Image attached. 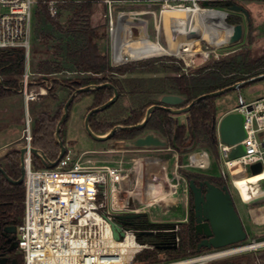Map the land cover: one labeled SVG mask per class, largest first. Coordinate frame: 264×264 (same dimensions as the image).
Wrapping results in <instances>:
<instances>
[{
    "label": "built area",
    "instance_id": "obj_1",
    "mask_svg": "<svg viewBox=\"0 0 264 264\" xmlns=\"http://www.w3.org/2000/svg\"><path fill=\"white\" fill-rule=\"evenodd\" d=\"M84 1L43 0L53 18L62 15L61 5ZM99 1L106 7L105 17L109 20L112 63L118 66L142 60L116 63L113 31L120 27V15L131 13L129 17L134 19L132 30L135 33L132 38H138L141 27L146 28L147 31L150 29L151 22L144 16L148 13L152 14L155 28L158 13L145 10L124 11L116 17V9L118 5L139 6L145 3L154 5L160 0ZM218 1L223 3L221 7L204 6L200 0H191V6L219 9L227 19L231 12L227 8L222 9L223 7L232 4L243 5L249 0ZM261 1L264 3V0ZM39 2L40 0H0V49H18L24 52V73L19 82L18 92L23 95L26 110L25 126L21 136L22 144L17 149H25L23 154L24 215L18 227L17 237L18 256H21L22 260L19 263L16 257L10 256L5 264H12L13 260H17V264H133L139 254L146 250H154L155 245L140 242L138 237L142 230L134 226L122 225L124 235L119 240L114 236L112 224L117 221V215L139 212V208L134 207V202L129 196L133 182L131 173L123 166V162L97 165L90 159H83L85 153L76 157L67 148V152L57 161L56 166L48 168L43 165L39 169L34 166L35 155L32 151L34 121L29 113V105L49 93L53 80L51 79L50 82L48 77L54 76H42V85L39 89L31 88L35 84L33 80L35 72L31 66V48L35 12ZM177 2L174 0V3H170L167 0L164 5L185 6ZM132 38L128 39L132 40ZM207 56L209 57V54ZM68 74L85 76V73L78 72H68ZM233 111L240 112L245 117L247 137L240 142L245 147V154L235 159L230 158V152L237 145L223 143L218 128L217 134L220 177L226 182L230 181L234 186V178L239 175L235 172L237 165L244 168L243 175H249L248 167L256 163L262 165V172H264V98L246 102L240 97L239 106ZM209 157L210 155H207L208 163L204 164L198 153H191L188 164L177 163V171L179 167L208 169L211 167ZM124 194H128L127 198ZM167 231L177 234L178 224ZM175 242L179 243L177 236ZM121 245H126L124 250H121ZM236 247L238 246L232 245L204 250L175 260L167 257V260L155 264H205L244 252H233Z\"/></svg>",
    "mask_w": 264,
    "mask_h": 264
},
{
    "label": "trees",
    "instance_id": "obj_2",
    "mask_svg": "<svg viewBox=\"0 0 264 264\" xmlns=\"http://www.w3.org/2000/svg\"><path fill=\"white\" fill-rule=\"evenodd\" d=\"M207 1L209 5L221 7L218 0ZM63 11L69 14L67 28L60 22V17L53 18L47 9L46 3L40 0L35 12V34H39L38 27L50 25L55 30L64 32L72 37L66 44L65 61L72 67L73 72L85 73L76 77L67 78L63 81L70 95L81 87L113 84L119 91V99L109 108L92 115L90 120L91 129L99 135L108 133L117 125L133 126L139 124L145 117L147 109L158 101L147 100L150 95L178 94L186 98L182 105L185 107L198 97L230 87L238 82L264 74V49L253 56L251 51L234 52L224 58L214 59L207 64L188 68L185 72L184 63L177 62L170 57L152 58L130 62L120 66H112L108 55L101 53L97 41L104 39L106 33L92 25L93 1L85 0L82 3H67L61 5ZM199 18L202 22H214L215 18L208 12H201ZM237 25L242 23L241 16L229 14L223 19L226 24ZM249 25H251L249 23ZM47 36V35H46ZM48 37V36H47ZM24 52L18 49H0V100L10 97L18 92L19 82L24 73ZM65 70L62 63L41 62L36 71L41 76L56 75ZM142 73L152 74L151 77H127L129 74ZM163 73V76H156ZM52 92V89L49 91ZM114 95L111 88H100L79 94L73 103L80 101L86 96L93 98L89 110L99 107L108 102ZM130 96L132 110L125 118H100L102 113L117 106L123 97ZM216 97H207L196 103L188 112L186 123H181L178 118L165 109L153 112L147 124L142 128L118 131L112 139L119 141L132 140L141 136L146 131H156L168 140L169 146L173 147L175 141L180 156L187 153L196 143H202L210 147L218 156L217 128L221 115L218 114ZM72 103V105H73ZM70 106V109L72 108ZM64 105L62 104L54 113L44 111L39 113L33 125V146L43 151L51 161L59 157L61 146L56 140V130L62 118ZM66 122L61 128V138L65 144ZM36 168H42L43 164L38 157L33 159ZM180 164V163H179ZM181 165V164H180ZM6 174L13 180L22 176L20 151L14 149L5 156V163L1 164ZM179 167V173L188 181L194 179L197 183L209 180L222 187L227 182L222 177H215L195 172H188ZM24 184H12L0 171V204L1 201H13L23 216L24 211ZM19 214V215H20ZM21 220V219H20ZM134 227L142 231H154L152 234L139 235L140 242L155 245L154 250H146L139 254L135 261L144 264H155L161 260V254L167 255L168 259L175 260L186 256L198 254V239L195 234V217L193 194L190 191V210L188 222L179 223L178 233L167 231L174 224L153 223L147 214H138L133 220ZM179 238L176 244L175 237ZM147 240V241H144ZM164 255V256H165ZM17 258V257H16ZM18 262L19 259L17 258ZM242 258H230L209 264H241ZM20 263V262H19ZM246 264H253L247 260Z\"/></svg>",
    "mask_w": 264,
    "mask_h": 264
},
{
    "label": "rangeland",
    "instance_id": "obj_3",
    "mask_svg": "<svg viewBox=\"0 0 264 264\" xmlns=\"http://www.w3.org/2000/svg\"><path fill=\"white\" fill-rule=\"evenodd\" d=\"M166 1L167 0H160V2L154 5L145 3L139 6H117L115 14L116 17L119 16L120 12L124 11L145 10L147 12L150 11L158 13V20L155 24V28L153 26L154 17L152 16V14L148 13L144 16V18L148 19L151 22L150 29L148 30L149 40L147 39L144 42H139V44L141 43V45H145L146 48L142 49V47H140L135 52L136 56L141 54L143 55V57H135V59L131 60H137L138 58L147 60L152 58L170 57L175 59L177 62L182 61L185 68L183 70H186L188 68L194 69L203 66L214 59L216 60L224 58L228 55L233 54V52L251 51L253 56H257L264 49V3L261 0H249L243 4L249 10V22H247V19L243 14L231 13L241 16L243 33L238 40L234 42H232V40V43L229 42L228 44L222 46H215L210 44L209 39L212 38L215 42L223 38V34H227L226 31L231 27L222 23L223 18H225V14H223L219 9L212 10L210 13V16L215 18V21L213 23L219 24V33H216L210 28L212 22L204 23L200 20V18H198V20H196L195 22L188 24L185 19L179 17L177 14L165 15L163 10ZM177 1L178 4H184L187 6L191 5L192 3L191 0ZM169 2L174 3V0H169ZM93 5V16L91 19L92 25L100 28L102 32L106 33V37L104 39H100L97 41L98 47L101 53L109 56L111 65H114L111 61L112 40L110 37L109 20L107 17H105L106 7L100 1H93ZM224 8L226 9V7H223L222 9ZM68 19L69 14L66 11H63L62 16L60 17V22L65 26V28H67L66 24ZM133 20L134 19L131 17L122 18V16L120 15V27H117L115 31V33L119 32V44L117 43V46L115 44V35L113 36V50L117 56L116 63L131 61L125 60V57L128 54L127 48L130 45L128 39V37L130 36L129 28L134 25ZM249 23L251 25H249ZM123 25H125V28H121V26ZM35 27L36 23L34 24L33 28V40L31 48L32 70L35 72L37 66L43 61H49L52 63L60 62L64 65L65 70L54 75V77H48L50 82L51 79L54 78L52 81V92H49L46 96L41 97L33 104L30 103L29 113L33 121L36 118L33 108L34 105L40 106L42 108L44 107L45 111H50L52 113L56 112L62 104L65 105L70 96V93L63 84V81L67 78L77 76L68 74V72H73L72 67L65 61V52L61 51V49H65L66 44L72 40V37L64 32L55 30L50 25L39 26V34H35ZM168 31H170L172 35L176 34L178 40L183 43H181L180 46V49L182 51L185 49V47L191 46L193 44L194 36H196L198 45L191 47L190 52L192 53V55L188 59L189 61H186L179 55L171 54L173 52L172 48L166 49L169 48L168 41L175 38L174 36V38H172L171 35L168 34ZM152 42H158V44L161 46H156ZM139 44L135 43L133 47L137 49V46ZM208 54L209 57L207 56ZM163 75V73H158L156 76ZM151 76L155 75L142 73L127 75V77ZM42 78L43 77L39 73L35 72V75L33 76L35 84L32 85L31 88L38 90L40 85H42ZM159 97L160 95L153 94L150 95L147 100L158 101ZM240 97H242L246 102H252L264 98V79L247 85L241 89H234L217 96L215 98V102L217 105L218 114L221 115L226 110L233 109L239 106ZM92 103L93 98L91 96H86L80 101L73 103L72 108L70 109L69 117L66 121L65 145L68 146V149L76 157L85 152L83 159H90L94 164L97 165L116 164L123 162V166L131 173L130 177L131 181L133 182L134 193L130 194L129 196L130 199L134 202V207L139 208V212L137 214H147L149 221L157 224L171 223L174 224L173 226H175V224H178L180 230L179 223L188 222L189 220L190 189L188 187V180L184 178L178 170V175L181 176V182L184 185V191L182 193V204L187 215L186 220H178L179 218L176 220H167L168 218L166 212L173 211L174 208L182 205L178 204L177 207L172 205L167 206L164 201L159 202L158 197L162 196V199H169V196L173 195L179 187V185L176 184L178 180L177 176L173 171V169L175 170L177 161L178 164L180 163L181 165H186L189 163L188 158L191 153H204L207 156L206 152H208L211 156L210 168L201 169L197 167H183L182 169L188 172L220 177V162L218 156L214 154L213 150L210 147L204 146L202 143H197L192 151L184 153L182 156H180V154L171 146L167 149L136 150L125 147V141L114 139H110L107 141H97L87 133L84 126L85 117L89 112ZM36 110H39V108H37ZM131 110V98L130 96L126 95L117 106L102 113V115H100V118H109L110 120H114L112 118L116 117L125 118L127 115H129ZM25 114L26 110L22 93L17 92L10 97L0 100V165L5 163V156L8 152L14 149H18L22 144L21 136L23 128L25 126ZM187 114L188 113L175 116L181 123H186ZM148 132H150V130L144 131L141 135H145ZM161 162H163L166 165V168H168L169 173L166 170V175L168 182H170V185L168 183H162L163 185L161 184L160 178L162 175V171H160L161 166H159V163ZM248 174L251 175L250 166L248 167ZM156 179L158 180L156 181ZM151 181L156 187L152 191V194L150 192ZM227 185L230 188L238 212L243 216V218L246 219L245 212H248L247 208L249 206L253 207L254 203L245 205L241 200L238 191L234 188L230 181L227 182ZM178 195L179 194H176L175 196ZM124 196L125 198H127L128 194H124ZM171 216L172 215H170L169 217ZM242 221L248 233V239L245 242L238 244V247L250 244L254 241L258 242L264 240V223L262 225H259L256 224L253 220L248 219ZM244 221L246 222V224ZM164 255L165 254H161L160 261L167 260V255ZM15 256L19 259V262H21V256ZM230 258H248V260L252 261L253 264H264V247L247 250L242 253L232 255L226 259ZM209 263L212 262H207L205 264ZM133 264L144 263L141 261H137Z\"/></svg>",
    "mask_w": 264,
    "mask_h": 264
},
{
    "label": "water",
    "instance_id": "obj_4",
    "mask_svg": "<svg viewBox=\"0 0 264 264\" xmlns=\"http://www.w3.org/2000/svg\"><path fill=\"white\" fill-rule=\"evenodd\" d=\"M99 1V0H95ZM204 6H208L209 3L205 1L203 3ZM226 8L231 13H241L247 19V22L250 20L249 10L241 4H232L227 5ZM226 19V17H225ZM235 29V38L232 42L238 40L243 33V26L241 24L231 25ZM231 42V43H232ZM264 79V74H260L258 76L252 77L248 80L238 82L230 87L224 88L222 90L212 92L209 94L202 95L198 97L196 100L192 101L189 105L182 107V105L186 102V98L178 95V94H163L159 97L158 102L160 104H155L150 106L145 114L144 119L137 125L133 126H124L117 125L108 133L99 135L96 134L90 126V120L93 114L102 112L109 108L112 104H114L119 99V91L118 89L111 83H104L100 85H90L81 87L76 89L68 98L64 105L62 118L57 125L56 130V140L61 146V151L59 157L56 161L51 162L46 154L37 149L33 148V153L36 157H38L42 164L45 167L51 168L56 166L57 161L64 156L67 152V146L64 144L61 138V128L63 124L67 121L70 113V106L74 102L75 98L85 92H90L92 90L100 89V88H111L114 91L113 97L106 102L105 104L92 108L87 113L84 126L87 133L97 141H107L112 139V137L121 130H130L144 127L151 115L155 110L165 109L171 112L173 115H181L188 113L190 109L198 103L200 100L205 99L207 97H217L222 95L228 91L234 89H241L247 85L258 82ZM251 110V108H249ZM245 117L240 112H229L221 117L218 123V132L220 135V139L223 143L227 145H237L230 152V158L235 159L237 157H241L245 154V147L240 144L242 140L247 137V132L245 129ZM124 146L129 149L143 150V149H167L169 148V142L167 139L163 138L161 134L156 131H150L145 135L138 136L132 140H126L124 142ZM196 146V143L192 148L188 150V152L192 151ZM173 147L178 149L175 141L173 142ZM21 156V172L22 176L18 180L11 179L3 167L0 166V171L4 174L5 178L14 184H22L24 181V162H23V154L25 149L22 148L19 150ZM251 174L257 175L262 172V165L260 163H256L250 166ZM250 185V184H249ZM252 189L249 191L252 192H264V179L258 180L251 184ZM188 187L193 194V204H194V217H195V234L197 239L201 238L197 244V252L201 253L204 250L211 249H219L232 245H238L240 243L245 242L248 239V233L245 229L243 221L239 215V212L236 208L235 201L233 199L232 193L228 185H224L222 187L210 182L209 180H205L197 183L194 179L188 181ZM138 216V214H128V215H117V221L112 224V228L114 231V236L116 239H120L124 233L121 229L122 225L134 226L133 220ZM154 231H142L139 235H148L152 234ZM18 244L14 247L17 248ZM5 260L0 262V264H5ZM12 264H17V260H13Z\"/></svg>",
    "mask_w": 264,
    "mask_h": 264
},
{
    "label": "bare ground",
    "instance_id": "obj_5",
    "mask_svg": "<svg viewBox=\"0 0 264 264\" xmlns=\"http://www.w3.org/2000/svg\"><path fill=\"white\" fill-rule=\"evenodd\" d=\"M212 9H207L204 7H195V6H191V5H185V6H174V5H164V14H174V15H178L179 17H182L183 19L186 20V22L188 24L195 22L196 20H198L199 18V14L201 12H208L211 13ZM131 13H123L121 14L122 18H127L129 16H131ZM218 23H212V25L210 26V28L216 32L219 33V28H218ZM125 25L121 26V28H125ZM159 29V27H158ZM116 29H114L113 31V36L115 35V44L117 46L118 42V34L115 33ZM227 34H223V38H221L219 41V43L217 44V41H215V46H222V45H226L229 42H231L232 40H234L235 38V29L231 26L227 31ZM119 33V32H118ZM172 38L173 35H171ZM173 52L171 54H175V55H179L182 58H190L192 53L190 52L191 48H186L182 51L181 49L178 50V48L176 47L175 43H174V47H173ZM130 53V54H129ZM134 57V51L132 49L129 48L128 54L125 57V60H131V59H135ZM140 57H143L140 56ZM138 59H142V58H138ZM198 156L200 157L201 161L204 164L208 163V159L207 156L204 153H200L198 154ZM157 163V161H156ZM143 165V164H142ZM163 167L162 163H159V166ZM161 169V168H160ZM166 169V168H165ZM235 172L238 173L239 175L237 177L234 178V186L237 189L239 196L241 198V200L244 203H248L250 204L251 202L258 200L259 198H263L264 197V192H255L254 190H252V192H250L249 190L252 189V183L258 181V180H262L264 179V172L257 174V175H243L244 173V168H242L240 165L235 168ZM161 171V170H160ZM166 171V170H165ZM143 178V177H142ZM161 181L164 183L166 182V177L165 175H161ZM143 180V179H142ZM139 182V181H138ZM250 184V185H249ZM153 185V188L150 187L152 189V191L154 190L155 185ZM139 187V186H138ZM141 187V186H140ZM137 189V188H136ZM152 191H150L152 193ZM138 192V191H136ZM160 202V201H159ZM126 245H121V250L125 249ZM259 247H264V240L263 241H254L250 244L247 245H243V246H239L236 247L235 250H233V252H242V251H247V250H251V249H256Z\"/></svg>",
    "mask_w": 264,
    "mask_h": 264
},
{
    "label": "crops",
    "instance_id": "obj_6",
    "mask_svg": "<svg viewBox=\"0 0 264 264\" xmlns=\"http://www.w3.org/2000/svg\"><path fill=\"white\" fill-rule=\"evenodd\" d=\"M218 15V14H217ZM224 19V18H223ZM221 22V21H220ZM222 23L223 24H225L224 22H223V20H222ZM225 25H227V24H225ZM132 26H134V25H132ZM132 26L129 28V29H131V31H130V36L129 37H134L135 36V33H134V31L132 30ZM159 30V29H158ZM126 31V30H125ZM118 34V33H117ZM168 34L169 35H172V33L170 32V31H168ZM173 36L175 37L173 40H169L168 41V46H169V48H166V49H173V47H174V43H175V45H176V47L178 48L179 47V49H180V46H181V41L180 40H178V38H177V35L176 34H173ZM128 37V38H129ZM149 40V31H147V29L146 28H140V30H139V37L138 38H132V40L130 39L129 40V43H130V45H129V47L127 48V50L129 51V48L130 49H132L133 51H134V57L133 58H135V57H140V56H142L141 54L140 55H138V56H136L135 54V52H136V50H138L140 47H142V49H144V48H146L145 47V45H141V43L139 44V42H144V41H146V40ZM210 39V44H212V45H215V42H214V40L212 39V38H209ZM220 40V39H219ZM217 41V44L220 42V41ZM179 41V42H178ZM135 43H138L139 45L137 46V49L135 48V47H133V45L135 44ZM154 45H156V46H158L159 44H158V42H152ZM183 44V43H182ZM197 46L198 44H197V38H196V36H194V40H193V44L191 45V46H188V47H186V48H191V47H193V46ZM159 46H161V45H159ZM166 49H164V50H166ZM178 49V50H179ZM234 53V52H233ZM130 54V53H129ZM169 54V53H168ZM186 61H189L188 59L189 58H187V57H185L184 58ZM204 63V62H203ZM207 64V63H206ZM54 77V76H53ZM54 78H52V80H53ZM34 102H32V104H33ZM34 114L37 116L39 113H41V112H44L45 110H44V107L42 108V107H40V106H35L34 105ZM37 108H39V110H36ZM235 108H233V109H229V110H226L224 113H222L221 114V117L222 116H224L225 114H227V113H229V112H233V110H234ZM9 143V142H8ZM7 143V144H8ZM67 148H68V146H67ZM204 152H206V151H204ZM85 153V152H84ZM196 153H198V152H196ZM199 154V153H198ZM206 154L209 156L210 154L208 153V152H206ZM211 157V156H210ZM210 157H209V160H210ZM164 162V161H163ZM163 162H161L162 164H163V167H162V165H161V171H162V175H165V177H166V182H164V184L165 183H168L169 185H170V182H168V180H167V175H166V171L165 170H167V172L169 173V171H168V168H166V165L163 163ZM177 163H178V161L176 162V165H175V170L173 169V171H174V173L176 174V176H177V182H176V184H178L179 185V187L177 188V190H176V192L173 194V195H171V196H169V199H162L163 197L162 196H160V197H158V201H164V203L167 205V206H169V205H172V206H178V204H180V205H182V206H178L177 208H174L173 209V211H168V212H166V215H167V220H176V219H178V220H186V218H187V215H186V212L184 211V206H183V197H182V193H183V191H184V189H183V183L181 182V176H179L178 175V171H177ZM210 163H211V160H210ZM166 168V169H165ZM170 175V174H169ZM152 180V179H151ZM158 179H156V181H157ZM163 182L161 181V184H162ZM153 182L151 181V185H150V187H152L153 188ZM163 185V184H162ZM171 189V188H170ZM150 191H152V189L150 190ZM179 192V193H178ZM132 193H134V189L132 188V192H131V194ZM152 194V193H151ZM176 194H179L178 196H175ZM163 195V194H162ZM254 203V204H253ZM245 205H250V204H253V207H251V206H249L248 208H247V211L248 212H245L246 213V219H248V220H253L256 224H259V225H262L263 223H264V197L263 198H259L258 200H255V201H253V202H251L250 204H246V203H244ZM162 210V209H161ZM170 215H172L171 217H169ZM239 215H240V217H241V219L242 220H246L245 218H243V216L239 213ZM245 222V221H244ZM245 224H246V222H245Z\"/></svg>",
    "mask_w": 264,
    "mask_h": 264
},
{
    "label": "flooded vegetation",
    "instance_id": "obj_7",
    "mask_svg": "<svg viewBox=\"0 0 264 264\" xmlns=\"http://www.w3.org/2000/svg\"><path fill=\"white\" fill-rule=\"evenodd\" d=\"M14 184V183H12ZM13 201H1L0 204V262L5 260L7 263L10 256L18 255V227L23 216ZM20 214V215H19ZM24 215V211H23ZM21 219V220H20ZM201 240V238L198 239ZM248 258H242L241 264H246Z\"/></svg>",
    "mask_w": 264,
    "mask_h": 264
}]
</instances>
